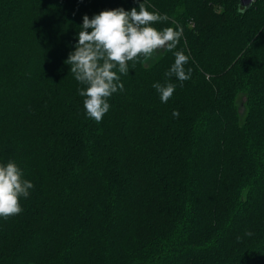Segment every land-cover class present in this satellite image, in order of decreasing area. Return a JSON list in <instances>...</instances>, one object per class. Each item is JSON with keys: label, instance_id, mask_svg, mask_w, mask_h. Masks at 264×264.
Returning <instances> with one entry per match:
<instances>
[{"label": "trees", "instance_id": "trees-1", "mask_svg": "<svg viewBox=\"0 0 264 264\" xmlns=\"http://www.w3.org/2000/svg\"><path fill=\"white\" fill-rule=\"evenodd\" d=\"M141 2L183 27L190 79L165 76L173 52L129 61L97 123L65 61L84 15ZM9 160L33 188L0 217V264H264V0H0Z\"/></svg>", "mask_w": 264, "mask_h": 264}, {"label": "clouds", "instance_id": "clouds-1", "mask_svg": "<svg viewBox=\"0 0 264 264\" xmlns=\"http://www.w3.org/2000/svg\"><path fill=\"white\" fill-rule=\"evenodd\" d=\"M243 11V8L241 9ZM168 20L167 14L150 11L146 2L139 3L138 9L124 8L104 10L91 19L83 16L82 28L78 34L75 51L71 52L66 64L83 88L78 93L88 118L99 123L109 111L108 102L112 94L123 91L120 75H128V62H146L160 50L173 52L174 63L166 77L175 76L182 82L190 79L192 69L185 70L189 62L183 50L177 49L183 35V27H165L158 30L155 25ZM91 29V31H88ZM142 58V59H141ZM162 102L167 103L176 85L172 82L152 85ZM177 111L173 116H178ZM22 170L13 160L0 163V217L8 219L22 212L20 198H27L33 184L22 179ZM251 235V233H248Z\"/></svg>", "mask_w": 264, "mask_h": 264}, {"label": "water", "instance_id": "water-1", "mask_svg": "<svg viewBox=\"0 0 264 264\" xmlns=\"http://www.w3.org/2000/svg\"><path fill=\"white\" fill-rule=\"evenodd\" d=\"M256 0H240L241 6H243L246 10L249 9Z\"/></svg>", "mask_w": 264, "mask_h": 264}, {"label": "rangeland", "instance_id": "rangeland-1", "mask_svg": "<svg viewBox=\"0 0 264 264\" xmlns=\"http://www.w3.org/2000/svg\"><path fill=\"white\" fill-rule=\"evenodd\" d=\"M162 51H164V50H160V51H158V52L155 54V56L157 57ZM239 105H240V103H239ZM244 111H246V107H245L243 104H241L240 112L243 113Z\"/></svg>", "mask_w": 264, "mask_h": 264}]
</instances>
